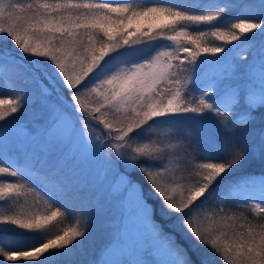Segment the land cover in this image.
Masks as SVG:
<instances>
[{
  "label": "snow or ice",
  "instance_id": "6c2138e0",
  "mask_svg": "<svg viewBox=\"0 0 264 264\" xmlns=\"http://www.w3.org/2000/svg\"><path fill=\"white\" fill-rule=\"evenodd\" d=\"M0 45V264H264V0H0Z\"/></svg>",
  "mask_w": 264,
  "mask_h": 264
},
{
  "label": "rangeland",
  "instance_id": "374dc122",
  "mask_svg": "<svg viewBox=\"0 0 264 264\" xmlns=\"http://www.w3.org/2000/svg\"><path fill=\"white\" fill-rule=\"evenodd\" d=\"M97 2H105L103 0H97ZM110 2V1H109ZM137 3L151 2V0H137ZM0 92L5 96L12 95L11 90L8 87L0 85ZM101 233H102V220H98L94 225L92 234L85 239L83 244V250L86 255L91 254L92 251L99 246L101 243Z\"/></svg>",
  "mask_w": 264,
  "mask_h": 264
},
{
  "label": "trees",
  "instance_id": "16d2710c",
  "mask_svg": "<svg viewBox=\"0 0 264 264\" xmlns=\"http://www.w3.org/2000/svg\"><path fill=\"white\" fill-rule=\"evenodd\" d=\"M103 1H105V2H109V1H110V2H111V0H103ZM136 1H137V0H136ZM0 46H2V45H0Z\"/></svg>",
  "mask_w": 264,
  "mask_h": 264
}]
</instances>
